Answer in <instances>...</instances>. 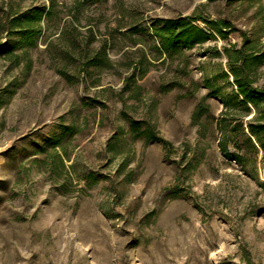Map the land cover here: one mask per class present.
Wrapping results in <instances>:
<instances>
[{
    "label": "rangeland",
    "instance_id": "obj_1",
    "mask_svg": "<svg viewBox=\"0 0 264 264\" xmlns=\"http://www.w3.org/2000/svg\"><path fill=\"white\" fill-rule=\"evenodd\" d=\"M78 1L0 0V21L10 2L53 11L36 48L0 54V264H264V164L255 176L245 174L219 150L216 135L208 136L206 155L183 176L174 160L185 142H198L191 116L208 89L193 97L179 89L161 93L176 67L159 60L139 81L142 97H131L123 91L126 63L149 46L110 35L121 23L123 33L155 17L197 13L230 21L236 31L227 38L189 51V78L200 82L202 62L210 69L224 63L223 47L240 44L241 32H258L264 48V0H107L81 11ZM92 36L93 48L110 44L113 67L87 73L65 58L73 43L83 46ZM209 102L217 117L223 103ZM125 108L156 122L177 152L169 158L162 143L138 140L126 173H119L124 156H111L106 145ZM61 117L80 127L68 147L70 175L52 149L35 148ZM90 173L106 179L89 188L81 176Z\"/></svg>",
    "mask_w": 264,
    "mask_h": 264
},
{
    "label": "trees",
    "instance_id": "obj_2",
    "mask_svg": "<svg viewBox=\"0 0 264 264\" xmlns=\"http://www.w3.org/2000/svg\"><path fill=\"white\" fill-rule=\"evenodd\" d=\"M106 1L79 0L77 7L81 11L92 4ZM52 13L51 8L45 4L22 8L18 3L10 2L0 21V54L15 56L16 51L26 53L36 48L45 22ZM199 21L209 28L201 27ZM124 26L121 23L118 28ZM119 29L110 33L114 42L116 37L122 36L123 39H131L133 44L143 43L149 46V52L144 51L126 63L130 73L125 77L123 91L130 90L131 97H142L143 87L139 81L146 77L155 61L159 60L171 69L176 67L175 78L161 83V93L168 94L179 89L184 91V97H193L202 88L208 89L191 116L192 124L198 126V142L194 145L185 142L178 155L179 159L174 160L179 172L188 176L197 169L210 146L208 136L216 135L219 150L230 164L235 162L245 174L255 176L260 165L264 164V86L259 84L261 68L264 66V48L261 46L259 33L250 35L248 32H241L240 44L230 43L224 46V63L214 64L210 69L208 62H202L203 77L199 82L189 78V67L192 64L189 51L205 45L217 36L227 38L236 31L230 21L210 19L194 13L189 16L155 17L145 25L134 22L123 33ZM3 33H7L5 39ZM115 33H119L118 36ZM94 39L93 36L90 37L83 46L73 43L71 50L65 54V58L74 62L75 66L78 67L81 63L82 71L87 73L114 65L108 51L110 44L104 41L93 48L91 44ZM217 55L222 54L217 52ZM211 97H219L223 103V109L217 117L212 114V104L209 102ZM0 103H3L2 100ZM119 119L121 124L106 145V151L111 156H124L119 165V173H126L131 161V146L138 140H144L146 144L153 141L162 143L169 158L177 152L171 141L159 135L156 122L135 118L126 108L120 111ZM79 133L80 127L75 121L67 124L61 117L57 130L43 144L37 145L36 151L47 152L52 149L57 153L56 158L62 169H67L70 175L72 169L75 170V164H66V160H71L68 147L73 137ZM184 164L186 165L183 166ZM132 176V171L127 172L126 180ZM81 177L89 188L103 178L106 179L101 174L93 173L83 174ZM172 192L177 196L180 190L176 188Z\"/></svg>",
    "mask_w": 264,
    "mask_h": 264
}]
</instances>
